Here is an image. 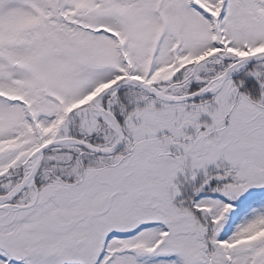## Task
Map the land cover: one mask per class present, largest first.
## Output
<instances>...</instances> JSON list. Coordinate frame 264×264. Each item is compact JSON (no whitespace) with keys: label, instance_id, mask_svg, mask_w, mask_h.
Masks as SVG:
<instances>
[{"label":"snow or ice","instance_id":"obj_1","mask_svg":"<svg viewBox=\"0 0 264 264\" xmlns=\"http://www.w3.org/2000/svg\"><path fill=\"white\" fill-rule=\"evenodd\" d=\"M0 264H264V0H0Z\"/></svg>","mask_w":264,"mask_h":264}]
</instances>
